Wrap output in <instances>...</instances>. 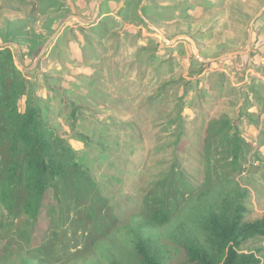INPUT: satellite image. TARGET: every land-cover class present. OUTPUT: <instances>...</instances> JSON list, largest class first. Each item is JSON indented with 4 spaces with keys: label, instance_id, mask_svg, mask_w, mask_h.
<instances>
[{
    "label": "rangeland",
    "instance_id": "374dc122",
    "mask_svg": "<svg viewBox=\"0 0 264 264\" xmlns=\"http://www.w3.org/2000/svg\"><path fill=\"white\" fill-rule=\"evenodd\" d=\"M263 7L264 0H0V48L11 49L28 82L20 108L28 100L40 110L118 220L114 233L91 246L70 228L49 240L50 257L32 259L0 241V264H139L135 233L178 264L173 238L195 232L190 208L165 227L144 228L141 199L170 167L197 197L212 119H228L248 145L243 172L224 185L232 206L241 199L248 222L263 217ZM180 36L194 42L202 62ZM258 246L264 239L240 252Z\"/></svg>",
    "mask_w": 264,
    "mask_h": 264
},
{
    "label": "trees",
    "instance_id": "16d2710c",
    "mask_svg": "<svg viewBox=\"0 0 264 264\" xmlns=\"http://www.w3.org/2000/svg\"><path fill=\"white\" fill-rule=\"evenodd\" d=\"M27 95L28 82L13 52L1 47L0 241L8 239L9 245L24 247L27 257L37 259L53 255L49 240L70 228L74 234L81 232L91 246L114 233L118 220L90 171L78 162L67 141L47 126L40 110L28 100L20 108ZM201 145L203 183L197 197L182 173L173 167L161 171L144 188L141 225L165 227L183 208H190L195 232L181 231L173 238L182 251L178 264H261L263 247L249 254L240 247L264 239V216L246 221L241 196L232 206L224 189L243 172L248 145L228 119L210 120ZM193 200L196 207L190 206ZM156 245L140 233L133 235L139 264H172Z\"/></svg>",
    "mask_w": 264,
    "mask_h": 264
},
{
    "label": "water",
    "instance_id": "95a60500",
    "mask_svg": "<svg viewBox=\"0 0 264 264\" xmlns=\"http://www.w3.org/2000/svg\"><path fill=\"white\" fill-rule=\"evenodd\" d=\"M262 11H264V7H263ZM159 34H160V32H159ZM161 36L163 37L162 34H161ZM180 37H184V38H186V39L191 43V45H192V47H193V49H194V52H195L196 57L199 59L200 62H202V59L199 58V53H198L197 47H196V45L194 44V42H193L189 37H187V36H180ZM180 37H176V38L171 42V44H174V43L176 42V40H178V38H180ZM163 38H164V37H163ZM164 39H165V38H164ZM167 43H169V42H167ZM169 44H170V43H169ZM239 54H241V53H240V52H234V53H231L230 56H237V55H239Z\"/></svg>",
    "mask_w": 264,
    "mask_h": 264
},
{
    "label": "crops",
    "instance_id": "0c3cea01",
    "mask_svg": "<svg viewBox=\"0 0 264 264\" xmlns=\"http://www.w3.org/2000/svg\"><path fill=\"white\" fill-rule=\"evenodd\" d=\"M262 9H263V8H262ZM262 9H261V10H262Z\"/></svg>",
    "mask_w": 264,
    "mask_h": 264
}]
</instances>
